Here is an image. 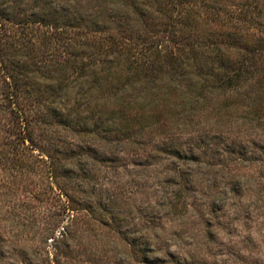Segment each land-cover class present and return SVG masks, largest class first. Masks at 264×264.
Listing matches in <instances>:
<instances>
[{
	"label": "rangeland",
	"instance_id": "rangeland-1",
	"mask_svg": "<svg viewBox=\"0 0 264 264\" xmlns=\"http://www.w3.org/2000/svg\"><path fill=\"white\" fill-rule=\"evenodd\" d=\"M0 2L24 19L9 29L25 46L17 59L42 63L54 77L33 85L48 92L74 81V20L48 0ZM257 91L255 100L213 99L190 119L175 94L158 106L132 104L117 135L47 125L50 103L26 97L40 109L33 132H0V264H264V89Z\"/></svg>",
	"mask_w": 264,
	"mask_h": 264
},
{
	"label": "trees",
	"instance_id": "trees-1",
	"mask_svg": "<svg viewBox=\"0 0 264 264\" xmlns=\"http://www.w3.org/2000/svg\"><path fill=\"white\" fill-rule=\"evenodd\" d=\"M3 4L0 100L10 118L0 121V132L2 126L33 132L32 115L40 109L26 105V97L50 103L43 104L47 125L117 135L132 104L158 106L175 94L176 108L188 109L190 119L213 99L243 94L255 100L264 89V0H48L47 7L74 20L78 41L74 88L63 78L48 92L33 85L54 80L51 72L42 73L46 66L17 59L25 46L9 29L24 19L16 21L15 7ZM252 28L263 34L254 41L246 39Z\"/></svg>",
	"mask_w": 264,
	"mask_h": 264
}]
</instances>
